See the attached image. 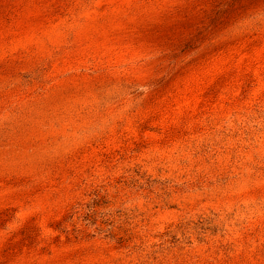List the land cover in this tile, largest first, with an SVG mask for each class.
I'll return each instance as SVG.
<instances>
[{
    "label": "rangeland",
    "instance_id": "rangeland-1",
    "mask_svg": "<svg viewBox=\"0 0 264 264\" xmlns=\"http://www.w3.org/2000/svg\"><path fill=\"white\" fill-rule=\"evenodd\" d=\"M0 264H264V0H0Z\"/></svg>",
    "mask_w": 264,
    "mask_h": 264
}]
</instances>
